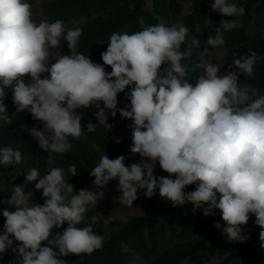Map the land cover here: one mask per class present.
Returning a JSON list of instances; mask_svg holds the SVG:
<instances>
[{
  "label": "clouds",
  "instance_id": "obj_1",
  "mask_svg": "<svg viewBox=\"0 0 264 264\" xmlns=\"http://www.w3.org/2000/svg\"><path fill=\"white\" fill-rule=\"evenodd\" d=\"M210 9L234 17L220 20L208 37L206 43L217 49L225 45L226 32L242 26L238 18L246 10L233 0H213ZM32 17L29 0H0V119L9 117L3 97L5 88H11L17 112L27 110L42 123L43 130L34 126L28 134L48 153L46 163L52 165L58 154L71 149V139L101 125L111 129L109 114L114 118L119 112L132 121L130 152L141 160L126 166L124 155L110 159L102 154L89 173L93 186L78 194L65 180L66 175H79L75 164L67 172L50 167L43 175L39 168L30 169L26 183L38 181L35 189L42 190L44 203H30L24 185L0 199L6 206L0 212V254L11 252V264H67L60 257L101 249L105 237L92 228L99 216L88 223L85 214L105 198L111 181L117 182L114 191L120 193L114 202L122 206L131 207L139 199L138 190L150 199L158 189L174 207L191 204L193 212L202 208L205 216L219 209L225 222L222 234L230 242L247 240L240 226L252 214L262 229L264 247V94L239 80L253 75L259 59L254 50L229 64L237 71L222 72L221 65L203 61L209 52L205 49L200 52L205 74L193 86L181 61L194 54L193 48L199 49L200 41L193 37L186 44L189 29L182 24L114 32L101 53V64L77 51L82 29L68 28L59 19L37 23ZM62 40L70 54L53 59ZM119 93L128 103L118 109ZM91 108L96 123L82 126L78 110ZM21 162L19 150L0 148V165ZM157 165L168 175L155 176ZM191 185L195 190L185 191ZM81 222L84 226L78 227Z\"/></svg>",
  "mask_w": 264,
  "mask_h": 264
},
{
  "label": "rangeland",
  "instance_id": "obj_2",
  "mask_svg": "<svg viewBox=\"0 0 264 264\" xmlns=\"http://www.w3.org/2000/svg\"><path fill=\"white\" fill-rule=\"evenodd\" d=\"M173 1L177 3V7L170 5ZM29 2L32 4V18L54 22L57 20L55 17L58 14V6L63 0H29ZM233 2L246 10L245 15L238 18L242 20V26L226 32L225 45L217 49L206 43L208 37L215 34L214 28L219 27L220 20L234 19V17H224L219 12H212L210 5L213 0H79L69 7L66 15L58 19L64 21L68 28L82 29L77 51L101 64L103 63L101 53L107 49L111 34L129 33L131 29L129 24L126 23L98 39L96 49L88 48L83 42L86 38L95 37L105 29L106 25L116 24L120 18L138 14L140 31L160 23L166 26L182 24L189 29L186 44H190L193 37L200 41L199 49L193 48L194 54L181 61L182 65L187 66L188 75L185 78L189 79L193 86L196 80L205 74L204 69L200 67L203 61L221 65L222 72L237 71L235 68L229 69V64H232L234 59L249 55L250 50H254L259 57L254 66V73L252 76L241 75L239 80L253 91L264 94V0H233ZM141 11L149 12L151 19L145 20L140 15ZM191 31L193 33H190ZM205 49L209 52L204 54L202 61L200 52ZM64 54L70 53L67 43L62 40L61 47L53 50L52 58ZM54 62L53 60L50 63ZM105 70L111 72L110 66L105 65ZM44 75L47 74H42L41 78H44ZM27 80L28 78L25 77L26 82ZM12 95V89L5 88L3 103L9 117L7 120L0 119V148L12 147L14 150H19L22 162L8 166L0 165V190L3 191L0 192V199L8 198L13 187L24 185L25 194L31 193L30 203L42 205L45 200L42 190L35 189V183L38 181L26 183V175L34 167L39 168L43 175L50 167H61L67 172L69 166L75 164L79 175L74 177L66 175L65 180L74 186V192L78 194L81 188L93 186L94 178L89 173L102 154L106 153L110 159L124 155L126 166L140 162L139 154L130 152L133 143L130 127L132 121L122 118L117 112L114 118L109 114L107 121L112 125L110 130L114 138L113 145L107 143L105 133L99 126L95 132L88 133L85 137L71 139V149L58 154L55 163L48 165L45 159L48 153L42 150L35 139L28 134V129L34 126L43 130L42 123L34 120L27 110L17 112ZM127 103L124 93H119L117 108H124ZM77 114L82 117V126H86L89 122L96 123L94 108L78 110ZM154 175L159 177L168 174L157 165ZM116 184V181L109 182L105 189V198L85 214L86 222L90 223L91 217L98 215L97 222L92 225L96 234L104 236L105 241L113 239L116 235H124V237L117 241L114 251L105 249L98 258L91 254L79 256L70 254L67 257H60L67 261V264H250L240 249L229 250L222 247L217 240L199 232L187 221L161 220L156 217L160 210H166L173 215L204 218L213 224L220 223L222 227L218 231L223 235L225 222L221 219L222 213L219 209H213L212 215L205 216L202 208L193 212L191 204L174 207L171 201L160 197L158 189L153 196L157 200L159 210L150 209L147 200L139 193V199L134 201L131 207L122 206L113 199L120 195L114 191ZM195 187L196 185H191L185 191L195 190ZM217 197L219 199V194ZM5 207L0 204V212ZM3 224L4 217L0 215V232L3 231ZM83 226V222L78 225V227ZM63 227H67L66 222ZM240 227L246 237H250V233L254 232L252 250L264 256V247H261L259 239L262 229L255 224V216L250 214L248 223ZM128 233L132 235L128 237ZM118 253L124 255L123 258L119 257ZM13 259L11 252L0 254V264H11Z\"/></svg>",
  "mask_w": 264,
  "mask_h": 264
},
{
  "label": "trees",
  "instance_id": "obj_3",
  "mask_svg": "<svg viewBox=\"0 0 264 264\" xmlns=\"http://www.w3.org/2000/svg\"><path fill=\"white\" fill-rule=\"evenodd\" d=\"M77 2H79V0H63L62 4H60L58 6V14L56 15L55 18L58 19V18L63 17L64 15H66L69 7L73 3H77ZM170 5H172V7H174V6L177 7V3L175 1L171 2ZM140 15L143 16V18L147 21L151 19L150 13L147 11H141ZM33 20H35V19L33 18ZM35 21L38 23L41 20H35ZM126 23H128L129 26L131 27L129 34H131L133 32L140 31V25L141 24L139 22V17L137 14L134 16H129L127 18H120L118 20V22L114 25H112V24L106 25L105 29L101 30L95 37L86 38L84 40L83 44L85 46H87L88 48L96 49V41L98 39L106 36L107 34H109L111 32H114L118 27H121L122 25H124ZM190 33H193V31H191ZM101 127L105 133L107 143L113 145L114 138H113L111 130L104 128V126H102V125H101ZM143 191L144 190H138V193L143 198H145L143 195ZM145 199L147 200L148 206L150 209L159 210L157 200L154 196H152L150 199L149 198H145ZM156 217L158 219H161V220L187 221L191 226L196 228L199 232L204 233L205 235H207L211 239L217 240L222 247L229 249V250L240 249L244 253V255L246 256V258L250 262V264H264V256L254 253L252 250V247H251L254 232L250 233V237H247V240L245 242H242V243L241 242H230V241H228L226 236H223L219 233L218 229L216 227H214V224L210 220H206L204 218L196 219L194 216L188 218V217L183 216V215H173L172 213H170L166 210H160L158 213V216H156ZM131 235H132V233L127 234L128 237ZM122 237H124V235H116L113 239L108 240V241H104L103 247L99 250L94 251L93 253H91V255H93L95 258H98L101 256V253L105 249H107L109 251H114L115 244ZM119 255H120L119 257H121V258H123V256H124L122 254H119Z\"/></svg>",
  "mask_w": 264,
  "mask_h": 264
}]
</instances>
